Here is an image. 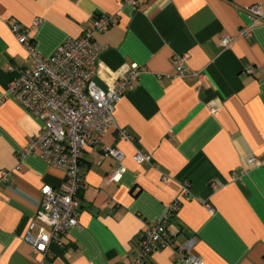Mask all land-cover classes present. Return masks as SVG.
I'll list each match as a JSON object with an SVG mask.
<instances>
[{
    "label": "crops",
    "instance_id": "0c3cea01",
    "mask_svg": "<svg viewBox=\"0 0 264 264\" xmlns=\"http://www.w3.org/2000/svg\"><path fill=\"white\" fill-rule=\"evenodd\" d=\"M134 1L0 0V169L11 171L0 183V264H36L26 236L41 225L40 190L63 180L38 154L20 158L43 122L3 97L13 75L33 64L12 25L39 21L31 37L49 55L97 15L115 20L95 35L103 47L97 81L105 85L126 63L141 73L116 104V127L81 153L79 225L50 244L45 264H129L147 223L161 220L177 245L194 238L192 251L206 264H264V165L246 163L264 155V21L250 39L239 34L247 8L264 0ZM224 34L234 37L229 47ZM180 54L188 55L182 77L175 75ZM250 65L254 73L245 71ZM104 146L123 153L118 182L108 179L115 159ZM136 152L151 160L138 163ZM144 264L179 263L166 247Z\"/></svg>",
    "mask_w": 264,
    "mask_h": 264
},
{
    "label": "built area",
    "instance_id": "2783aa9c",
    "mask_svg": "<svg viewBox=\"0 0 264 264\" xmlns=\"http://www.w3.org/2000/svg\"><path fill=\"white\" fill-rule=\"evenodd\" d=\"M247 13L249 24L244 25L239 34L250 39L253 28L264 21V6L254 4L247 8ZM114 23L110 15H97L82 35L67 37L49 55L42 54L31 37V30L39 25V21L29 26L12 25L14 35L26 48L33 64L13 75L3 97L16 99L43 122L42 130L29 139L20 158L36 153L46 163L63 171V180L58 187L48 184L41 187V203L36 215L41 225L37 233L26 236L39 257L36 264H45L50 256V244L59 243L72 227L79 225L81 153L88 146L100 143L102 136L116 127V104L127 90L137 84L141 73L137 64L126 63L118 75L105 79V85L97 81L102 70L99 55L103 47L96 41L95 35L108 30ZM233 42L232 35L224 34L221 37L225 47ZM187 57V54L176 55V76H184ZM245 71L255 72L251 65ZM198 76L203 77L199 73ZM209 110L217 114L218 104L210 103ZM117 132L120 138L133 141L127 130L119 129ZM103 149L104 155H111L115 159L108 179L118 182L126 170L123 153L110 146ZM134 159L138 163L150 161L151 155L136 152ZM246 163L250 166L264 165V155H248ZM10 179L11 171L0 169V183ZM164 180L169 179L164 177ZM186 187L185 183L184 189ZM178 203L175 201L170 205V212L178 208ZM194 244L195 239L188 237L177 245L164 220L148 222L139 235L138 250L129 264H144L149 255L166 247L174 250L179 264H206L202 257L193 253Z\"/></svg>",
    "mask_w": 264,
    "mask_h": 264
}]
</instances>
